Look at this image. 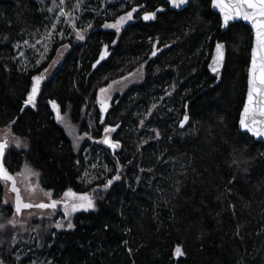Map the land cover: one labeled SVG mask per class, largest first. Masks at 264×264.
Here are the masks:
<instances>
[{
	"label": "trees",
	"instance_id": "1",
	"mask_svg": "<svg viewBox=\"0 0 264 264\" xmlns=\"http://www.w3.org/2000/svg\"><path fill=\"white\" fill-rule=\"evenodd\" d=\"M104 1L81 6L82 21L93 25L85 40L76 42L61 18L47 51L27 48L21 55L17 47L44 39L59 9L47 10L53 0H0V129L11 125L12 134L28 145L6 150L7 169L15 174L28 165L55 198L68 189L91 193L121 169V179L96 198L95 211L72 216L73 229L57 230L56 217L0 231V259L4 264H264V143L238 129L251 29L235 22L221 31L211 0H189L180 11L167 0ZM138 4L143 8L119 36L102 29ZM157 8L164 11L155 20L142 19ZM218 41L226 49L217 77L209 64ZM62 44L70 47L46 76ZM104 45L108 55L93 68ZM141 65L142 80L114 95L101 124L99 88ZM35 75L44 76L40 92L35 107L25 106ZM50 101L69 114L81 135L102 139L105 126L119 125L111 137L121 147L114 153L85 138L74 149ZM185 112L190 120L181 129ZM3 194L0 184V223L6 224L14 208L3 203ZM178 245L185 254L175 257Z\"/></svg>",
	"mask_w": 264,
	"mask_h": 264
},
{
	"label": "snow or ice",
	"instance_id": "2",
	"mask_svg": "<svg viewBox=\"0 0 264 264\" xmlns=\"http://www.w3.org/2000/svg\"><path fill=\"white\" fill-rule=\"evenodd\" d=\"M84 0H76V4L73 6L72 11L65 9L66 0H59V4H55L53 0V7H49L47 10L53 12L54 8H58L59 11L55 16V23L52 24L51 30L46 34V38L51 40L53 33L56 32L57 24L61 22L63 18V23L67 24L74 33V38L77 41L85 40V33L88 29H91L93 25L89 23L87 28H80L77 25V20L80 17L74 15V12H78L83 5ZM186 0H167V4L172 8H180L182 5H185ZM211 5L213 9H217L221 17V28L228 29L231 27L232 22L235 21H244L251 27V32L253 35L252 45L250 49V66L248 70V86L246 101L243 105V109L240 113L239 126L240 129L246 133L251 134L254 137L262 138L264 137V0H211ZM143 8V5H136L127 11L125 14L120 15L112 23H105L103 25L106 29H114L116 34H119L124 26L134 20V14L139 13ZM164 11L163 8H157L155 11H145L143 13L142 19L144 21H152L157 18V13ZM60 36H65V30L61 29L59 31ZM25 44H28V41H24ZM37 43H40L37 40ZM116 43V41H113ZM158 43V41H157ZM168 45H166L167 47ZM63 49L70 47V44H62ZM45 51L48 50L47 45L44 46ZM225 49L226 45L221 42H217L215 46V55L212 57V62L209 64L210 71L219 76L224 60H225ZM157 48L156 45H153V50L151 56H156ZM23 55V53H21ZM108 55V45H104L99 58L92 65L93 68H96L101 61L105 59ZM40 61H37L39 65ZM143 67V65H141ZM26 71V68H25ZM48 70L45 69V72ZM31 89L27 94V99L25 100V106L32 105L35 107L36 98L40 92L41 81L44 79L43 75L32 76ZM127 79L126 77L124 78ZM120 83L119 81H113L112 84H108L106 87L99 88V95L97 97V103L100 105V123L104 124V114L108 111L110 92L114 84ZM52 110L55 113V118L58 124L64 126L65 130L73 138V148L78 149L80 141L85 138L93 140L94 143H99L106 145L114 153L117 149L121 147L118 141H115L109 134L116 132L119 128V125L115 126H105L104 136L102 139H94L90 132H84L82 135L76 134V130L73 124L70 123L66 115H62L60 106L56 101H50ZM155 107V105H153ZM187 107V106H185ZM23 111V109H21ZM190 117L187 112L183 114V119L179 121V127L183 129L185 125L189 123ZM15 121L12 122L14 124ZM140 125H144V120L140 121ZM91 123L89 128H91ZM13 136L12 141L10 142L8 137ZM160 133L156 132V137L159 138ZM15 145L16 148H27L28 145L23 143L22 139L15 137L11 132V125H9L5 130V135L3 138H0V184L7 188L8 192L14 194V201L12 207L14 208L13 216L11 219H8L6 224L0 223V231H3L6 227L10 226L12 228H21L23 229L27 221L19 219L25 210L37 209L39 210L40 218L51 220L56 215H59L62 211L61 221L54 223V227L57 230L60 229H73L74 224L72 222V216L77 212H89L96 210V198L101 194V191H106L110 186L113 185L114 181L121 179V169L117 167L115 169L116 174L111 176L106 180L102 186L92 189V192H83L77 193L71 189L66 190L60 199L55 198V193L51 190H45L40 186L39 183V173L32 170L31 167L25 165L23 170L15 174L11 173L5 166L4 159L6 155V150L10 148L11 144ZM79 163V161H77ZM93 168L96 165H92ZM106 171H111L105 167ZM17 177L20 180H17ZM33 177L36 178L33 182ZM89 174L84 173V178H88ZM91 183V179L88 180ZM18 183L23 184L25 190L30 191L35 194L37 190L43 192V195L46 199L40 201L28 200L25 201L21 192V188L18 186ZM3 203L7 205L9 200L7 197L3 200ZM234 207V205H233ZM29 215H35V213H29ZM32 231H37L36 228ZM13 242H15L16 237H12ZM3 241L0 240V244ZM127 243V241H125ZM131 252V249H129ZM185 253L182 248L178 245L174 249V256L180 257ZM0 264H4V261L0 259Z\"/></svg>",
	"mask_w": 264,
	"mask_h": 264
},
{
	"label": "rangeland",
	"instance_id": "3",
	"mask_svg": "<svg viewBox=\"0 0 264 264\" xmlns=\"http://www.w3.org/2000/svg\"><path fill=\"white\" fill-rule=\"evenodd\" d=\"M86 1H96V0H84V2H83V4L86 2ZM97 1H100V0H97ZM102 2H105L104 0H101ZM107 1H110V0H107ZM76 4V0H70V3L68 4V11H72L73 10V6ZM103 4V3H102ZM83 6V5H82ZM81 9V8H80ZM74 15H76V16H78V17H80V19L79 20H77V25H78V27H80V28H82V29H84V28H87V25L89 24V23H86V22H84V21H82V13H80V10L78 11V12H74L73 13ZM134 20H135V18H134ZM133 20V21H134ZM133 21H130V22H128L127 24H129V23H131V22H133ZM114 22V21H113ZM106 23H112V22H106ZM105 24V23H104ZM126 24V25H127ZM126 25L124 26V28L126 27ZM123 28V29H124ZM102 29L103 30H106V31H113V32H115V30L114 29H106V28H104L103 26H102ZM123 29L121 30V32L123 31ZM89 30L90 29H88L87 30V32L85 33V35H87V33H89ZM120 32V33H121ZM116 33V32H115ZM120 33L119 34H116L117 36H119L120 35ZM72 34L74 35V33L72 32ZM38 40V39H37ZM37 40L35 41V42H32V43H28V44H25V43H23V44H21V46H19V47H17V49H19V53L21 54V53H23V51H25L27 48H29V49H42V51H45V49H44V46L45 45H48V42H49V40L45 37L44 39H40L39 41H40V43H37ZM74 40H75V38H74ZM76 42H81V41H77V40H75ZM68 51V48L67 49H63L62 47L58 50V53H57V55L55 56V58H54V60L52 61V63H51V66H50V68L48 69V71L46 72V76H50L56 69H57V67L60 65V63H61V61H62V58H63V56L65 55V53ZM215 55V49H214V51H213V53H212V57ZM212 57H211V61H210V63L212 62ZM209 71H210V69H209ZM210 73H212L211 71H210ZM213 74V73H212ZM143 75H144V69H143V67H140V68H138V69H136L135 71H133L132 73H130V74H128V75H126L125 77L127 78L126 80L124 79L125 77H122V78H120V79H117V80H115V81H119L120 83H118V84H114L113 85V88H112V90H111V92H110V97H111V99L109 100V108H110V106H111V101H112V98L114 97V95L115 94H121L129 85H131V84H133V83H137V82H140L141 80H142V78H143ZM113 82V81H112ZM112 82L110 83V84H112ZM98 95H99V92H98V94H97V97H98ZM98 104V106H99V108H100V105H99V103H97ZM108 108V109H109ZM62 115H66L67 116V118H68V120L70 121V123L71 124H73L72 122H71V119H70V116H69V114L68 113H65V114H62ZM54 116H55V113H54ZM74 125V127H75V130H76V134H78V135H81V134H79L78 133V128H77V125L76 124H73ZM63 126V125H62ZM64 127V126H63ZM5 130L6 129H0V138H3L4 137V135H5ZM68 133V132H67ZM111 134L112 133H110L109 135L111 136ZM68 135H69V133H68ZM70 136V135H69ZM103 136H104V134H103ZM71 137V139H72V142H73V138H72V136H70ZM8 139H9V141L11 142L12 141V139H13V136H9L8 137ZM80 143H81V141H80ZM11 146H15L14 145V143L13 144H11ZM23 168H24V166L21 168V170L20 171H22L23 170ZM19 171V172H20ZM33 179V182H35V180H36V178L35 177H33L32 178ZM17 180L19 181L20 180V178L19 177H17ZM18 186L21 188V190H22V192H21V194H22V196H23V198L25 199V201H28V200H33V201H40V200H44V199H46L45 197H44V195H43V192H41V191H39V190H37V192L35 193V194H33V193H31L30 191H28V190H25V188H24V185L23 184H20V183H18ZM3 190H4V194H3V200L5 199V197H7L8 198V200H9V203L8 204H10V205H12L13 204V201H14V194H12V193H10V192H8V190H7V188L6 187H4L3 186ZM63 195V194H62ZM62 195H60L59 196V198H57V199H60L61 197H62ZM35 213V215H29V213ZM13 216V215H12ZM12 216H11V218H12ZM57 217V220H56V222L57 221H61V218H62V211L60 212V214L59 215H56L55 217H53L52 219H54V218H56ZM10 218V219H11ZM35 218H40V214H39V210H37V209H31V210H25L24 211V213H23V215L19 218V219H21V220H23V221H27V223L28 222H30L31 220H33V219H35ZM26 223V224H27ZM25 224V225H26ZM60 230H66V229H60Z\"/></svg>",
	"mask_w": 264,
	"mask_h": 264
},
{
	"label": "water",
	"instance_id": "4",
	"mask_svg": "<svg viewBox=\"0 0 264 264\" xmlns=\"http://www.w3.org/2000/svg\"><path fill=\"white\" fill-rule=\"evenodd\" d=\"M188 3H189V0H186L185 5H182L180 8H172L171 6H170V7H171L172 9H174V10L180 11V10L184 9V8L188 5ZM211 10L219 16V18H220V23H221V17H220V13H219V11H218L217 9H213L212 5H211ZM235 22H242L243 24L247 25V26L251 29L250 25H248V24H247L246 22H244V21H235ZM235 22H232V23H235ZM225 30H226V29H222V28H221V31H225ZM252 39H253V35H252ZM251 45H252V43H251ZM250 49H251V48H250ZM249 66H250V58H249V64H248V68H247L246 92H245V97H244L243 105H244V103H245V101H246L247 86H248V83H247V82H248V70H249ZM243 105H242V108H241V110H240V113H241V111H242V109H243ZM29 106H30V105H29ZM240 113H239V118H240ZM238 129H239V131H240L241 133L248 134L250 137H252V138L255 139L256 141H262V142L264 143V137H262V138H257V137L252 136L251 134L246 133L245 131L241 130V129H240V126H239V119H238Z\"/></svg>",
	"mask_w": 264,
	"mask_h": 264
},
{
	"label": "flooded vegetation",
	"instance_id": "5",
	"mask_svg": "<svg viewBox=\"0 0 264 264\" xmlns=\"http://www.w3.org/2000/svg\"><path fill=\"white\" fill-rule=\"evenodd\" d=\"M215 49V48H214Z\"/></svg>",
	"mask_w": 264,
	"mask_h": 264
}]
</instances>
